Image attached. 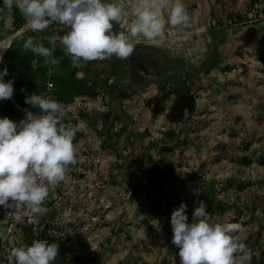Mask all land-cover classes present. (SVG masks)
<instances>
[{
	"label": "rangeland",
	"instance_id": "obj_1",
	"mask_svg": "<svg viewBox=\"0 0 264 264\" xmlns=\"http://www.w3.org/2000/svg\"><path fill=\"white\" fill-rule=\"evenodd\" d=\"M119 2L131 20L132 0ZM183 3L190 22L188 26L166 23L161 36L167 42L136 41L127 58L113 55L86 63L98 78L96 95H107L108 109L96 112L93 121L100 119L108 136L104 170L111 206L97 225V248L79 264H179L171 212L183 201L191 220L201 200L219 221L242 225L236 235L251 250V264H264V0ZM16 11L17 23L26 24ZM162 15L167 17L166 7ZM17 23L0 8V41L16 32L15 41L28 35L30 29L14 33ZM54 24L67 31L59 23L48 28ZM205 34L206 41L196 42ZM223 41L219 50L217 44ZM202 42L208 45L199 50ZM203 52L208 55L206 63L213 53L228 63L216 72L188 69L187 61L196 67ZM101 63L105 65L99 67ZM118 67L121 71L116 73ZM166 71H172L167 78L154 74ZM112 76L115 82L108 83ZM182 94L193 95L195 107L186 108L175 120L170 112ZM152 97L158 98V112L155 101L148 104ZM0 108H7L0 116L14 121L25 116L11 102ZM120 138L125 154L119 152ZM154 174L159 177L157 184L150 185L148 179ZM123 183L132 188L129 198L116 196ZM57 259L64 261L61 254Z\"/></svg>",
	"mask_w": 264,
	"mask_h": 264
},
{
	"label": "clouds",
	"instance_id": "obj_2",
	"mask_svg": "<svg viewBox=\"0 0 264 264\" xmlns=\"http://www.w3.org/2000/svg\"><path fill=\"white\" fill-rule=\"evenodd\" d=\"M14 7L25 17V28L33 32H42L52 23L67 29L63 35L49 37L51 47L29 36L23 44L25 49L56 65L60 61L52 53L59 41L77 68L83 62L113 55L127 58L136 41L158 38L166 23L188 26L190 22L183 0H132L131 20L119 0H2L0 5L8 12ZM165 7L166 18L162 15ZM9 47L0 45V63ZM6 75L8 68L4 66L0 69V99H9L14 93V81L5 80ZM24 100L39 111L25 110L19 121L0 116V206L10 209L6 216L12 213L15 221L27 218L28 223H36L48 212L45 202L50 190L71 180L67 170L77 159L73 144L77 128L63 122L67 107L52 96L33 92ZM187 207L181 201L170 216L179 264H251V250L236 235L242 231L240 223L219 221L202 200L189 220ZM71 214L66 208L60 214L61 222H67ZM59 248L56 242L34 239L30 244L14 246L6 264H52Z\"/></svg>",
	"mask_w": 264,
	"mask_h": 264
},
{
	"label": "built area",
	"instance_id": "obj_3",
	"mask_svg": "<svg viewBox=\"0 0 264 264\" xmlns=\"http://www.w3.org/2000/svg\"><path fill=\"white\" fill-rule=\"evenodd\" d=\"M52 33L63 35L65 31L61 26L54 25ZM142 41L144 39L137 42ZM59 44L60 42L56 41L52 55L60 60L62 57L58 54ZM53 73V68H50L43 81L42 94L46 96L53 97L57 89ZM106 96L101 92L95 98L87 94H78L70 100H58L67 107L63 122L71 123L77 128L73 140L77 159L67 170L71 180L68 183L62 182L50 190L49 199L45 202L48 212L36 223H28L27 218L24 222L15 221L12 213L6 216L11 210L0 206V261H4V264L14 246L30 244L34 239H47L60 245L59 254L64 261H59L56 257L52 264H79L97 248L94 239L99 234V222L101 217L108 216L106 212L111 206V201L106 195L109 181L104 170L106 153L104 147L108 136L104 132L102 121L100 119L93 121V115L108 109ZM14 103L21 110L36 112L32 108ZM122 141L123 138H120L119 152L125 154L127 151L123 148ZM106 160L108 161L107 158ZM132 193V188L123 183L122 191L116 196L120 198L124 195L129 198ZM66 208L71 209V217L67 222H61L60 214Z\"/></svg>",
	"mask_w": 264,
	"mask_h": 264
},
{
	"label": "crops",
	"instance_id": "obj_4",
	"mask_svg": "<svg viewBox=\"0 0 264 264\" xmlns=\"http://www.w3.org/2000/svg\"><path fill=\"white\" fill-rule=\"evenodd\" d=\"M52 29H53V26L49 27V28H46L42 32H33L32 30H30L28 35H26L24 37H20L19 39H17V41L12 39V41L10 42V45H11V43H12V45L8 49H10V54L14 55L13 59H11V60H13V61H17L18 60V62L23 61V65H22V68L20 70L21 77L25 78L27 81H36L37 83L38 82H42L43 83V81L45 80V78L47 76V72L49 71L50 68H53V70H54L53 79H55L54 82L56 84V88L57 89H58L59 86H58V83L56 82V80L60 79L61 77H67L68 75L73 74V73H75V77H77L80 80H86V81L89 80V81H91V79H93L95 76L97 77V75H94V73L92 71H90V69L87 68L86 63L88 61L87 62H83L82 67H79V68L73 67L71 65L70 58L65 54L63 45H61V44L58 45V54L62 58H64V56H65L66 60H68V61L67 62H63V59L61 58L59 60L60 61L59 64H56V65L45 63V57H43L41 55H37V54L33 53L30 49H25L23 47L24 41L29 36L34 37L36 43H42L45 46L51 47V44H50V41H49V37H51L53 35ZM207 36L208 35H206V34L204 35V37L197 36L196 37V42L197 41H202L203 39L206 41ZM214 37L216 39L217 32H214ZM197 39H199V40H197ZM226 40H227V38H226ZM225 41H223L221 43H218V44L216 43L218 45L219 50H222L220 48H223V45H224ZM149 42H151V44L153 43V44H160L161 45L162 43L167 42V40L165 41L164 37L159 36L158 38H156L154 40H151ZM206 45H208L206 42H202L198 46L200 48L199 50H201V49L204 50L206 48ZM22 48H24V49H22ZM192 49H194V48H192ZM199 50L197 52H200ZM204 53L205 52H203V53H201V55L197 56V60L196 61H199V62L195 63L194 66H196V67H193V66L189 65L190 61H187L188 69L195 70V68H200L202 70L204 68L205 69L207 68L211 72H216L217 70H220L221 66L226 65L228 63V61H225V63H223L224 61L222 60V57H220L221 58L220 60L219 59L217 60V57H216L215 53L211 54V58L209 59L210 62L206 63V59L205 58H207L208 55H206ZM17 56H18V59H17ZM67 57H68V59H67ZM192 60H195V59H192ZM180 62L185 63V59L183 57H181L180 58ZM191 62H194V61H191ZM199 63H201V65H199ZM104 65H105L104 63H101L99 65V67L100 66L103 67ZM198 66H200V67H198ZM147 69H150V68L147 67ZM120 71H121L120 67H118L117 70H116V73H119ZM150 71H152V72L154 71L155 72L154 69H150ZM171 72L172 71H166V72H158V74H156V73H154V74L156 75L157 78L159 77L161 79V78H167L171 74ZM183 73H184V71H183ZM151 75H153V73ZM100 76H98V77H100ZM183 78H186V76L184 75ZM11 79L14 80L15 79V75H12ZM114 80H115L114 76H112V77H110V79H108V81H109L108 83L115 82ZM173 86H175V84H173ZM151 88L154 89V87H152V86H151ZM94 90H96L95 87L92 88V91H94ZM178 90H180V89H178ZM75 95H78V94H74V96ZM87 95L90 96L91 98H95L96 97V94H87ZM108 95H109V93H108ZM149 96H151V95H149ZM126 100H128V99H126ZM9 102H13L14 103L15 101L13 100L12 97L9 98V99H2V101H0V107L2 105H6L7 103L9 104ZM14 105H15L16 108H18V106L15 103H14ZM125 105L126 104H124V106ZM20 106H22V105H20ZM22 107H24V106H22ZM107 108H108V105H107ZM135 109H137V108H135Z\"/></svg>",
	"mask_w": 264,
	"mask_h": 264
},
{
	"label": "trees",
	"instance_id": "obj_5",
	"mask_svg": "<svg viewBox=\"0 0 264 264\" xmlns=\"http://www.w3.org/2000/svg\"><path fill=\"white\" fill-rule=\"evenodd\" d=\"M0 5H2V0H0ZM17 8L14 7V10L12 12H8L14 22L17 23L18 18H20L19 14L16 11ZM25 24V22H22L20 24H16L14 28V33L20 29V27ZM55 25V24H54ZM24 49V48H22ZM26 55V54H25ZM13 54H10V49H7L6 52L3 55V63H0V68L2 69L4 66H7L8 68V75H6L4 78L6 80L11 79L12 75H15L14 81V93H13V100L17 102L18 104L22 106H26L27 108H32L35 111H39V109L32 107L30 104H25V96L32 94L33 92L37 94H42L44 91V83L42 82H36V81H27L25 78L21 77L20 70L23 65V61L18 62L13 61ZM25 57V56H24ZM18 59V56H17ZM68 59V57H67ZM24 60V59H23ZM66 57L64 56L63 62H67ZM18 62V63H17ZM117 70V69H116ZM114 69V71L116 72ZM55 80V79H54ZM98 78L95 76L91 81L89 80H80L77 77H75V73L68 75L67 77H61L60 79H57L56 82L58 83V89L55 90L53 98L56 100H70L74 94H96V90L92 91V88H96ZM23 89V90H22ZM124 96V95H121ZM126 96V95H125ZM12 107L14 108L15 105L13 102H11ZM7 108H0V114H2V111H6ZM261 161L264 163V156L261 157ZM158 175L154 174L148 179V183L151 185H156L158 181ZM134 188H136L135 185H133ZM142 187H139V190Z\"/></svg>",
	"mask_w": 264,
	"mask_h": 264
},
{
	"label": "water",
	"instance_id": "obj_6",
	"mask_svg": "<svg viewBox=\"0 0 264 264\" xmlns=\"http://www.w3.org/2000/svg\"><path fill=\"white\" fill-rule=\"evenodd\" d=\"M23 28H24L23 30L26 29L25 26ZM17 34L18 33L16 32L12 36V38L15 35H17ZM12 38L10 39V42H11ZM152 101H155L154 111L158 112V110L160 109V104L158 102V98L157 97H152L151 99H149L148 104H150ZM195 101H196V99H195V97L193 95H185V94L180 95L178 97L173 109L171 110L170 115L175 120L180 119L185 114V109L186 108H188L189 111H193L194 110Z\"/></svg>",
	"mask_w": 264,
	"mask_h": 264
},
{
	"label": "bare ground",
	"instance_id": "obj_7",
	"mask_svg": "<svg viewBox=\"0 0 264 264\" xmlns=\"http://www.w3.org/2000/svg\"><path fill=\"white\" fill-rule=\"evenodd\" d=\"M24 28L22 27V28H20V31L21 30H23ZM10 37L9 38H7V39H5V40H2V41H0V45H3V46H5V47H7V46H9L10 45ZM6 51V50H5ZM4 51V52H5Z\"/></svg>",
	"mask_w": 264,
	"mask_h": 264
}]
</instances>
